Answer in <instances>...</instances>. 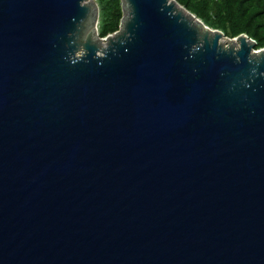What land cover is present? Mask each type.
<instances>
[{
    "label": "water",
    "instance_id": "1",
    "mask_svg": "<svg viewBox=\"0 0 264 264\" xmlns=\"http://www.w3.org/2000/svg\"><path fill=\"white\" fill-rule=\"evenodd\" d=\"M85 1L0 0V264H264V48Z\"/></svg>",
    "mask_w": 264,
    "mask_h": 264
},
{
    "label": "trees",
    "instance_id": "2",
    "mask_svg": "<svg viewBox=\"0 0 264 264\" xmlns=\"http://www.w3.org/2000/svg\"><path fill=\"white\" fill-rule=\"evenodd\" d=\"M206 27L228 39L245 35L254 49L264 48V0H174ZM98 9L97 37L117 31L121 9L119 0H95Z\"/></svg>",
    "mask_w": 264,
    "mask_h": 264
},
{
    "label": "bare ground",
    "instance_id": "3",
    "mask_svg": "<svg viewBox=\"0 0 264 264\" xmlns=\"http://www.w3.org/2000/svg\"><path fill=\"white\" fill-rule=\"evenodd\" d=\"M178 9H179V7H177ZM182 13H184V14H186L183 10H180ZM220 43H223L224 45H228V44H231V45H233L234 47L236 46V44L234 43V42H232V41H228L227 39H224V38H222L221 40H220ZM100 46L101 47H103L104 46V43H100Z\"/></svg>",
    "mask_w": 264,
    "mask_h": 264
},
{
    "label": "rangeland",
    "instance_id": "4",
    "mask_svg": "<svg viewBox=\"0 0 264 264\" xmlns=\"http://www.w3.org/2000/svg\"><path fill=\"white\" fill-rule=\"evenodd\" d=\"M91 2H92V4L94 3V4L96 5L95 0H91ZM84 4H89V0H86V1L84 2ZM181 7H182V6H181Z\"/></svg>",
    "mask_w": 264,
    "mask_h": 264
}]
</instances>
